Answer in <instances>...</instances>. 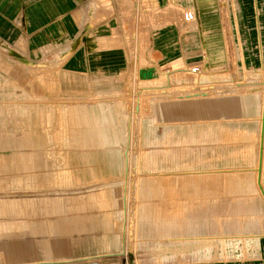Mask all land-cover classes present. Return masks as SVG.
Returning a JSON list of instances; mask_svg holds the SVG:
<instances>
[{
	"label": "rangeland",
	"instance_id": "obj_1",
	"mask_svg": "<svg viewBox=\"0 0 264 264\" xmlns=\"http://www.w3.org/2000/svg\"><path fill=\"white\" fill-rule=\"evenodd\" d=\"M99 1H64L67 12L37 16L36 31L29 33L27 26L19 36L9 33L4 43L0 37V212L20 216L24 222L52 217V224H64L62 216L72 218L78 211H98L124 233L125 246L120 252L131 257L133 264L170 260L251 264L256 251L264 246V235L160 240L154 226L135 232L134 222L141 203L149 204V217L156 225L174 216L202 215L219 221L236 212L238 202L255 199V192L233 190L226 194L220 188L212 193L204 187L199 188V194L179 195L182 187L172 178L207 171L214 160L258 151V139L255 145L246 146L235 139L218 137L210 127L214 120L235 134L246 132L239 126L245 124L247 117L237 95L257 94L261 98L260 110L263 107L264 0H258L257 8H251L254 17L259 18L256 28L244 34L238 0H167L166 22L179 25L182 12L188 9H197L198 18L180 24L175 36V60H159V65L152 62L160 58L157 52L148 57L153 51L143 45L147 40L141 43L140 27L150 25L144 37L157 32L163 23L157 16L159 4L163 5L164 0H159V4L157 0H108L110 9H93L91 2ZM37 3V8L44 4ZM52 5L60 9L61 0H53ZM112 11L118 28L112 38H102L99 49L120 51L128 63L111 69L92 68L87 74L64 72L63 57L75 51L82 29L88 28L85 33H90L101 19L111 20ZM55 53L59 58L54 57ZM19 60L26 66L21 67ZM195 65L201 67L198 74L186 70ZM146 70L149 81L141 84ZM227 100L233 101L231 110L213 115L210 103ZM98 102L124 106L129 127L127 147L121 137L117 143L100 145L94 128L83 124L80 108ZM180 104L192 105L190 114L166 115L167 105ZM35 108L42 113L37 128L43 141L39 149L33 146L34 127L29 113ZM72 108L75 112L70 116ZM221 116L226 117L220 119ZM145 117L153 118L154 132L143 127ZM164 122L188 124V134L180 138L172 131L164 134ZM68 135L78 138L75 146L82 152L78 159L66 158L72 144L62 143L61 139ZM125 150L129 153L126 170L123 163L120 165ZM233 169L232 164L218 167L219 171ZM149 179L156 180V189L141 197V180ZM257 181L264 195V175L262 184L259 185V178ZM124 193L123 211L127 214L122 212L120 216ZM166 193L171 196L166 197ZM12 203L15 211L10 214L7 209ZM71 218L69 221L76 220ZM28 224L22 222V226ZM52 224L47 223L49 229ZM99 230L101 235L106 233L103 227ZM73 232L64 231L48 241L53 246L52 241L59 240L64 251L78 247L80 240L66 238ZM145 233L147 238H141ZM29 234L25 231L20 236ZM34 235L35 247L43 251L38 244L41 238ZM170 253L176 255L164 259Z\"/></svg>",
	"mask_w": 264,
	"mask_h": 264
},
{
	"label": "crops",
	"instance_id": "obj_2",
	"mask_svg": "<svg viewBox=\"0 0 264 264\" xmlns=\"http://www.w3.org/2000/svg\"><path fill=\"white\" fill-rule=\"evenodd\" d=\"M37 1H43L44 4L40 8H37ZM53 0H0V37L2 38V43H4L5 37L9 33H14V36L25 30L28 26L29 33L36 31L37 16L52 17L58 14H63L67 12V8H63L64 1L61 0V8L57 9L52 5ZM58 1V0H57ZM158 4L160 3L159 0ZM166 1L164 0L163 5L159 4L158 9V19L163 22L157 29V32L150 36L144 37L149 32V26L140 27L141 43L144 41V46L149 50L152 49L153 53L148 55L151 58L154 52L160 55L157 57L156 61H152L153 64L159 65V60L171 63L175 60V47H176V33L179 32L180 24H183L182 16L180 17L179 25H176L174 21H165L166 12ZM91 2L93 9L97 6L103 7L104 9H110V2L108 0H101L99 2ZM105 4V5H104ZM258 0H238V10L240 15V25L242 27V33L254 31L256 28V21H258V16L254 17L251 12V8H257ZM109 7V8H108ZM196 12V20L198 18L197 9H192ZM111 12V10H110ZM112 19H101L94 24L92 31L90 33H85L89 29H82L80 32V37L78 39V46H76L75 51L70 53L68 56H64L63 59L66 64L63 67L64 72H72L78 74H87L89 69L92 68H104L111 69L120 64H127L128 60L126 56L120 51H113V49H99L101 45V40L104 37H111L118 28V22L116 20L115 12L112 11L110 14ZM73 20V17H71ZM115 18V19H114ZM85 21V20H84ZM83 21V22H84ZM194 22V21H193ZM82 23V22H81ZM186 24V23H184ZM96 26V27H95ZM114 29V30H113ZM83 32V33H82ZM68 34V33H67ZM89 34V35H88ZM155 34V35H154ZM69 35V34H68ZM71 39L74 36L70 37ZM110 38V39H111ZM133 39V35H130V39ZM16 38H14L15 40ZM131 39V40H132ZM138 40V39H137ZM76 43V41H74ZM146 42V43H145ZM92 45V46H91ZM93 49H92V48ZM90 48L91 50H89ZM55 58H59V54H54ZM21 67L26 65L22 61H17ZM141 66L144 63L140 64ZM0 66L2 63L0 61ZM155 69V67H154ZM181 70V69H180ZM105 73V71L103 72ZM145 77V78H144ZM149 73L146 70L143 71V80L141 84L148 83ZM13 88H16V84H11ZM237 99L244 106L245 116L247 121L242 126L246 129V132L235 134L229 128L223 127L222 123H216L214 120L212 126L210 127L214 134L218 137H224L227 140L235 139L244 143L246 146L255 145L259 136L260 131V106L261 98L257 94L252 95H237ZM235 101V100H234ZM233 105L232 100H227L226 102H212L209 107L213 115L218 112L223 113L225 110L229 112ZM124 106L120 103L109 104L106 102H98L96 104L88 105L87 107L80 108L83 124L85 126H92L94 131L100 141V145L117 143L118 137H121L122 143L127 147L129 143V127L126 125L127 113L123 110ZM192 105L190 104H180V105H167L166 115H181L190 114ZM75 112V109H74ZM73 108L69 109V115H74ZM30 116L33 122L32 135L34 137L33 146L36 149L41 148L43 141L41 137V132L37 129L38 123L41 119V111L38 108L32 109ZM226 116H221L220 119ZM143 127H146L149 132H154L153 118L145 117L143 119ZM164 134L169 131L177 134L180 138L188 134V124L182 123H172L171 125L164 122ZM145 125V126H144ZM259 130V131H258ZM143 132V130H142ZM253 133H256L253 135ZM62 143H70L72 147L69 148L66 153L67 159H78L81 157L82 152L77 146V137L67 136L61 139ZM95 151V150H94ZM93 151V152H94ZM249 154H245L238 158H224L223 160H214L210 168L207 171L197 172V173H186L178 177H174L175 183L182 187L179 195H190L199 194V188H208L212 193H215L221 188L224 193L228 194L230 191L239 192H255V199L248 200L240 204L238 202L237 211L232 213L228 218L221 220L207 219L205 216H174L171 218H166L163 223L160 221L154 225L150 215V206L148 203H141L138 205L137 217L134 222L135 232L138 229L151 230L154 226L155 232L158 233L156 236L160 240L173 239L177 240H190L197 237H214V236H262L264 235V195L259 190L257 185V175L254 173L253 169L256 168L258 151L253 150ZM126 150L122 155L121 164L123 163V168L126 170ZM37 156V155H36ZM120 163V162H119ZM140 163V159H139ZM232 164L234 166V171H219L218 167L223 165ZM119 169V168H118ZM261 174V172L259 173ZM260 180V175H259ZM146 181V182H145ZM141 180V197L149 196L153 190L156 189V180ZM193 187V189L191 188ZM166 197H170V193L165 194ZM0 204L3 201L0 200ZM13 204L7 209L10 214L14 213ZM126 198L125 193L123 195L122 206L123 208L119 210V215L121 216L122 211L125 209ZM240 204V205H239ZM93 205V204H92ZM240 208V209H239ZM4 212H0V264H133L131 257L125 256L120 252L121 248L125 246V235L122 231H119L117 224L114 226L102 218V215L95 210L90 211H78V215L62 216L61 222L64 224H52L53 219L43 220L35 219L31 221L24 222L20 216H5ZM244 215L239 217V215ZM70 218L72 219L71 221ZM68 220V221H65ZM51 222L50 229L47 226L48 222ZM28 224L26 226H22ZM99 227H103L106 233L101 235ZM116 230L114 232L113 230ZM28 231L31 234L25 237H21L22 232ZM73 232L71 235H67V239H78L81 245L78 247H70L69 250L64 251L63 246L59 240H53V246L50 245L48 238L57 237L56 234H61L62 232ZM38 234L41 238L39 245L43 251H39L36 246V235ZM142 236L144 234H141ZM141 238H147L146 233ZM62 238H65L63 235ZM140 238V236H139ZM18 239L17 242L13 240ZM27 239V240H24ZM9 240V241H7ZM11 241V242H10ZM176 247V246H174ZM119 250V251H117ZM254 255L256 259L252 261L251 264H264V246ZM173 256L176 254H165L167 256ZM140 264H196L191 262H179V261H166L162 263H140ZM202 264H246L241 262H224L216 261L210 263Z\"/></svg>",
	"mask_w": 264,
	"mask_h": 264
},
{
	"label": "bare ground",
	"instance_id": "obj_3",
	"mask_svg": "<svg viewBox=\"0 0 264 264\" xmlns=\"http://www.w3.org/2000/svg\"><path fill=\"white\" fill-rule=\"evenodd\" d=\"M203 79H202V81H207L206 79L205 80H203ZM263 118H264V102H263V107L260 110V117H259L260 131L259 130L258 131L260 133L258 136V146H257L258 147L257 164H256V168L253 169L254 173L257 175V178H259V175H260L259 185L262 184L261 181H263V175H264L263 174V171H264V156H263L264 155V125L262 126V119ZM129 149H130V147H129ZM125 154H126V169H127V158L129 157L128 156L129 155L128 150H126ZM260 172H261V174H259ZM257 184H258V181H257ZM122 212H124V211H122ZM124 213L127 214V211L125 210ZM201 253L203 255H205L203 252H201Z\"/></svg>",
	"mask_w": 264,
	"mask_h": 264
},
{
	"label": "built area",
	"instance_id": "obj_4",
	"mask_svg": "<svg viewBox=\"0 0 264 264\" xmlns=\"http://www.w3.org/2000/svg\"><path fill=\"white\" fill-rule=\"evenodd\" d=\"M196 20V12L192 9H188L182 12V21L186 24L191 23ZM200 65L191 66L189 69H186L192 74H198L200 72Z\"/></svg>",
	"mask_w": 264,
	"mask_h": 264
}]
</instances>
